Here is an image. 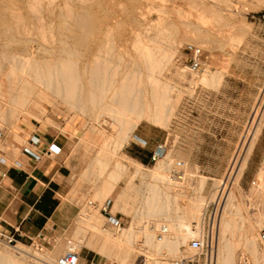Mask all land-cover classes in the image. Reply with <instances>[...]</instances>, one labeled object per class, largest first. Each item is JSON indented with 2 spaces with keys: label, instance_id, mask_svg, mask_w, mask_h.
<instances>
[{
  "label": "rangeland",
  "instance_id": "obj_1",
  "mask_svg": "<svg viewBox=\"0 0 264 264\" xmlns=\"http://www.w3.org/2000/svg\"><path fill=\"white\" fill-rule=\"evenodd\" d=\"M11 1L19 5L21 13L18 14V16L20 15L18 17L14 12L16 10L8 9L7 12L0 11V18H8L11 22L9 24L13 25H10L9 29L0 27V53L5 51L8 54H12L22 50L21 47L4 48L3 45L10 43L12 39L14 42L33 41V47L30 46L29 48H38L39 43L47 48H53V46L58 48L59 45L52 42H56V38L58 37V33L53 30L58 26L56 17L60 13V8H54L56 6L61 7V11H65L64 13H69L80 19L84 18L83 21L87 20V23L85 22L87 28L84 31V36L88 43L96 47L91 55L86 56L81 50L75 51L78 61L75 56L70 58L72 61L68 59V61L75 64L72 65L73 69L74 67L75 69L78 68L81 81L79 78L74 79L75 83L77 84L78 82L80 87H78V90L80 89L77 94L78 96L77 98L75 96V98L85 101L84 104L81 103L83 106L79 105V107H86L85 112L81 113V111H78V108L77 111L72 108L69 109L70 106L67 103L61 102L58 98H53L52 105L43 102L42 106L37 109L38 111L40 110L38 114L41 119L22 116L14 123L12 120L4 121L3 118H0L1 133L5 131L13 133L20 125L42 127L43 129L52 131L59 137H65L64 139H67L69 150L73 153L82 154L80 159L82 165L80 178L82 190L79 199L82 207L72 227L49 244L42 245L35 242L34 244L28 243L23 245L29 247L31 250H37L44 255L46 254L45 256L47 257H53L52 259H55V262L68 251L80 253L83 259L84 253L90 249L96 255V264H117L114 259L105 258L97 252L100 241L94 233H90L87 236L85 239L86 245L82 246L84 239L83 236H79V239L77 237L76 221L81 218L80 214L82 210L87 208L91 212H97L103 217L104 229L118 230V227L116 228L110 222L111 218H115L123 229L128 228L131 223L129 217L125 216L121 211L112 214V207L116 198L127 189L130 180H133L134 188L138 190L137 192H140L137 195L133 193L132 197H138L139 201L143 199L141 193L146 190L145 186L149 184L162 186L148 175H150L149 170L155 167L158 161L167 159L166 163H170V161L172 163L171 168L168 169L170 173L169 171L166 172L167 176L178 175L183 179L180 180L178 185L172 186L173 193L186 195L185 198L178 197L177 202H183L187 205L190 203H187L190 201L189 198L192 197L193 201L197 197H202V204L205 202L202 207H206V210L204 207L202 208V211L205 210V222L202 229L203 232H197L192 237L190 233H184L190 238L181 247L183 254L181 258L163 257V260L162 256H159L156 259L162 263H172L183 259L182 257H187L191 259L190 264H209L211 256H214L216 250V226H213L212 219L218 214L216 213L218 205L213 199L215 196H218V191H220L222 184L226 180L234 157L238 152H242L243 139L249 130L255 110L262 101L261 96L264 94V0H82L83 2L81 0H54V3H52L53 0H49L51 3L45 0L43 4V0H31L32 2L36 1L37 3L34 2L36 5L29 0ZM63 1L66 2L64 3ZM40 4L45 10H42V7L39 6ZM53 4L55 5L51 6ZM86 4L89 5L87 6ZM29 5H35V8L31 6L33 11L30 10L31 7ZM67 5H69V8ZM46 6H49L51 12L54 11L53 16L47 13ZM204 7H209V12L204 10ZM63 8L65 9L63 10ZM37 11L40 14L42 12L44 18L53 19L52 26L46 20L44 22L46 28L44 27V29L43 21H38L41 18L38 16H42V14L40 15ZM132 12H138L136 22L131 18ZM78 14H80L79 17ZM34 15H37L39 19L37 20ZM95 15L96 17H94ZM197 16L200 19L198 21ZM20 17L23 20H19L21 24L18 27L16 25L18 21L15 19H19ZM23 21L25 25L22 24ZM51 27H53L52 36L55 37H53L55 40H51L53 39L50 35L52 33L50 31ZM197 27L201 28L210 38V41L206 44H198L196 40L198 38L196 34ZM39 30H42L41 32L46 34L41 35L42 33ZM44 30H47V32ZM104 34H106L105 38H103ZM108 35L111 39H107ZM44 38H47V40ZM63 38L64 40L66 39V37ZM172 38H176L179 44H177V51L170 67L162 74L158 72H154L153 74L148 71V63L143 54L150 52L152 48H156L157 51L167 48ZM103 39H105V42H103ZM45 41L48 42L46 43L47 46ZM107 41L109 43V47L107 48H111L109 50L112 54L109 53L107 48L108 52L107 50L98 51L100 47L103 50L105 46H108ZM110 41H114L113 44ZM102 43H106L103 45L104 47ZM188 44L201 45L204 51L205 67L199 73H191L187 69L183 50ZM114 47L115 49H113ZM46 58L48 61L57 60L55 55ZM93 60L109 65L108 76L111 75V78L115 76L112 83H115L116 80L115 87L118 91L119 86L122 84L121 82H129V84L135 82L134 85L139 87L144 93L150 92L152 90L151 79H154L153 85H157L161 81L170 83L174 88L171 94V101L174 102L175 107L169 122L166 125H155L153 122L146 120L140 123V125H143V128H149L154 134L159 131L158 129H162L166 135L165 142L162 143L163 153L160 154V157H156L155 160L144 164L142 172L143 174L146 173L145 175H147L148 179L138 176L133 178L136 167L124 155V153H128L132 156H138V153L141 151L135 144H132V141L138 140L135 138L138 127L133 130L123 147L120 150L118 149L117 153L113 155L111 154L115 149L113 146L116 145V141L121 139V125L118 121V118H121V116L111 118L104 115L101 122L94 118L99 111L93 110L92 104L95 106L97 103H91L90 89L88 88L91 76L85 71V64L88 65ZM0 65L2 68L8 67V62H3L0 59ZM208 71L213 76L210 82L208 84L204 83V85L201 82L202 76ZM1 76L0 74V82L3 79ZM226 77L230 79L225 80ZM138 82L140 85L137 84ZM81 89H83L82 95L80 94ZM144 97V94H140L141 99H144ZM31 106L35 107L34 105ZM99 131L102 133L100 134ZM96 134H100L101 136L97 135L100 138L104 137L99 140ZM261 135L264 136V122L259 137ZM14 137L17 139V135L14 134ZM105 142H109L111 147L107 144V147H109L107 149L110 152H108L109 150H105V153L100 154V148L103 147ZM127 145L131 146L126 148ZM21 148L17 147L16 154L21 152ZM252 154L253 151L237 184V188L241 190H239L240 193H238L235 187L231 186V189L235 192L238 204L241 207L243 206V216L245 215V218H249L250 226L254 229L249 239L243 238L239 241V243H242L240 247L235 249L234 264H264V204L262 205V201L260 202L259 199L254 198L256 197L255 189L259 183L257 181L259 180L258 170L264 161V144L259 146L254 157ZM250 159L252 160L249 165ZM99 161L105 162L106 166L102 167ZM116 162L124 166L125 171L120 170L121 177L119 179H112L113 173L119 171L116 169ZM203 179L205 180V184L204 187H201ZM105 189L110 191V194L101 202L99 201V195ZM171 202L175 204L174 199ZM128 203H132V201L129 200ZM137 207H139L138 204ZM140 207L142 206L140 205ZM176 217L177 215L171 214L163 216L162 219H175ZM237 224L240 225L239 222ZM247 233V231H243L242 235H247ZM210 234L212 238L210 236L207 239V236ZM192 239L204 241L202 252H193L191 250ZM76 245L77 247H75ZM4 246H8L7 242L0 235V249L1 247L5 248ZM12 247L14 245L10 246V248ZM138 247V249L144 250V252H149L141 244ZM56 250H59V252L57 255H54L53 253ZM81 264H83V261H81Z\"/></svg>",
  "mask_w": 264,
  "mask_h": 264
},
{
  "label": "bare ground",
  "instance_id": "obj_2",
  "mask_svg": "<svg viewBox=\"0 0 264 264\" xmlns=\"http://www.w3.org/2000/svg\"><path fill=\"white\" fill-rule=\"evenodd\" d=\"M43 1L44 2H42V4L45 3V0ZM34 2L32 3L35 4ZM54 2L55 1L53 0L52 3ZM63 2L65 3L66 1H63ZM32 5H29V7H31ZM54 5L55 4L51 6H54ZM39 6H41V4ZM67 6L69 8V5ZM32 7L31 9L30 8L29 9L33 11ZM41 7H42V10H45L43 9V6ZM54 8L55 9L60 8V13H58L56 17L57 18L56 23L58 26L55 27L54 29L53 27H51L50 31L52 33L50 35H51V38L54 37L52 36L53 30H55L58 33L56 42L52 41L53 44L56 43L59 45V47L56 45L58 48L54 46L53 48L52 47L47 48L45 46H42V44L40 45V43H39L38 48H29L30 46L33 47V44H32L33 41L25 40L23 42H17V41L14 42L13 39L10 41V43L3 45L4 48H7V49L11 47H21L22 48L21 51L19 52L17 51L16 53H12V54H8L5 51L0 53V59L3 62L4 61L8 62V67L2 68V66L0 65V74L2 75L1 77L3 78L2 81L0 82V105H1L0 106V118H3L4 121L12 120L15 123L22 116L28 117V118H34V119H41L39 117L40 115L38 114L40 110L38 111L37 109L42 106L43 102H46L52 105L53 98H58L61 102L67 103L70 106L69 109L72 108V109H75V111H77V108H78V111H81V113L86 111V107H79V105L81 103L84 104L85 101L76 99L78 96L77 94L79 93L80 89L78 90L79 84L78 82L76 84L74 79L79 78L81 81V78L77 70L78 68L75 69L74 67L73 69L72 65H75V64L71 63L72 60L70 58L76 55L75 51L77 50L83 51L85 53V56L89 54L91 55L96 47L95 45L88 43V41L86 40L84 36V31L87 28L85 24V22L87 23L86 19H85L86 21H83L84 18L83 19L81 18L82 19L81 20L80 18H77L74 15H71L69 13H64L65 11L64 12L61 11L62 10L61 7L56 6ZM8 9L16 10L14 12L17 15L14 12H12L16 16H18V14L21 13V8L19 7L18 4H14L11 0H1L0 1V11L7 12ZM49 9L50 8L48 6L46 9L47 13L53 16L52 14L54 13V11L51 12V9L50 10ZM64 9L65 8H63V10ZM203 9L209 12V7H204ZM104 11H107V10H104ZM67 12L69 11L67 10ZM38 13L40 14V12ZM33 14H37V13H33ZM137 14L138 12H132L131 18L135 22L137 21ZM43 15L44 14H42V16H38L39 18L41 17L40 19L37 18V15L36 16L34 15V16L37 18V20L39 19L38 20L39 22L40 20L43 21V25H44L43 28L45 27L44 22H46V20L48 21V23L50 22L52 26V23L54 22V20L46 19L44 18ZM79 15L80 14H78V17ZM21 17L19 19H15L19 22V23L17 22L16 24L18 25V27L20 26L19 24H21V21L19 20L20 19L23 20V18ZM94 17H96V15ZM198 18L199 16H197V21L200 20ZM24 21L22 22L23 25H25ZM9 23L11 22L8 18L7 19L0 18V27H3L6 29L11 25ZM108 27H111V26H108ZM108 29H111V28H108ZM41 31L42 30H39V32ZM44 31L47 32V30H44ZM50 31H48V33H50ZM65 32H68V33H65ZM43 34H46V33H42L41 35ZM196 34L198 37L196 39L198 41V44H206L207 42L210 41V38L199 27H197ZM105 35L106 34H104L103 38H105ZM63 37H66L67 41L66 39L64 40ZM54 38L51 40H55ZM44 39L47 40V38H44ZM91 39H93V37H91ZM107 39H111L109 38V35L107 36ZM104 40L105 39H103V42H105ZM111 42L113 44L114 41H110V43ZM46 43L48 42L45 41V44ZM105 44L102 43V46ZM177 44H179L177 39L172 38L167 48L160 49V51L159 50L157 51L156 48H152L153 47L152 46L151 47L152 49L150 50V52L148 53L146 52L145 54H143L145 57V60H147V63H148V67H147L148 71L152 72L153 74L154 72H158L161 74L164 73L167 70V68H169L170 65L172 64L174 55L176 54V51H177L176 48L178 47ZM107 45L108 46H105V49L103 48L102 50L101 49L102 47H100L98 51H105L107 49L111 50V48H107L109 47L108 41H107ZM198 47L202 49L201 45H198ZM113 49H115V47ZM110 50H109V53L112 54ZM155 51H157L158 53L157 52L155 53ZM107 52L106 54H108ZM52 55H55L57 57L56 61H53V60L48 61V59L46 58ZM68 59H70L71 61H68ZM76 59L78 61V57ZM90 62L91 63H88V65L85 64L86 65L85 71L91 76L90 83L88 86V88L90 89L91 103L92 102L97 103L95 105L96 107L92 104L94 108L93 110L99 111L95 115L94 118L97 121L101 122L103 121L102 116L104 115H107L111 118H118L119 116H121V118H118V121L121 125V131H120L121 139L116 141V145L114 143L115 146L113 147L115 149L113 148L114 151H112L111 154L113 155L116 154L117 153L116 151H118V149L120 150L123 147V145L127 142V139L130 137V134L133 132V130H135L140 125V123L143 122L144 120L151 121L155 125H166V123L169 122V120L171 119L173 115L174 107H175L174 102L171 101L172 100L171 94L174 88L172 87L170 83H164L160 81L157 85H153L154 79H151L150 83H152L151 84L152 90L150 92L144 93V91H142L139 87L134 85L135 82L133 84L132 82L130 84L129 82H124V83L121 82L122 84L120 83L121 85L119 86V91H118L116 90V87H115L116 80H115V83H112V81H114L115 76L112 78H111V75L108 76L109 65L103 62H100V61H96V60L95 61L93 60ZM212 76L213 74H210L209 71L204 73V75L202 76L203 78L201 82L203 84L204 83L208 84L210 80L212 79ZM137 84H139V82ZM82 90L83 89H81L80 91L81 95L83 94ZM140 94H144L145 96L144 99L140 98ZM261 97H262V101L261 103H259L258 107L256 108L255 115L253 114L254 117L252 118L250 122L249 130L247 134H245L246 136L243 139L242 152H238L236 156L234 157L232 164H231L230 171L226 177V180L222 184L220 191H218L219 192L218 196L217 197L213 196L214 197L213 200L216 201L218 205L217 206L218 210H216V213L218 214L215 215L214 219H212L213 224H214L213 226H216V231H215L216 233L215 234L216 235L215 249L216 250H215L214 256H211L212 258L209 261L210 262L209 264H234L235 249L240 247L242 243V242L239 243V241L243 238L249 239L251 237V234L254 232L253 227L250 226V223L248 220L249 218L247 219L244 217L245 215L243 216V210H244L242 208L243 206L241 207L238 204L235 192L231 189V186L235 187L238 193H240L239 192L240 189L237 188V184L239 180L241 179L243 171L245 170L247 166L248 158L251 155L255 147L256 141L259 138L261 128L264 122V94ZM31 105H34L35 107L33 108ZM101 133L102 132H100V134ZM100 134H96V136L97 135L101 136ZM98 138L99 140L102 139L100 137ZM13 139H16V138L13 136ZM106 142L103 145V147L101 146L102 148H100V151H99L100 154L105 153V150L107 151L109 150L107 148L111 147L109 145L110 141L108 143ZM107 144L109 145V147H107L108 146ZM6 145H9V143ZM6 148L7 147H5V149ZM159 151L160 153H157L156 155L157 158L160 157L161 153H163V147H159ZM108 152H110V150ZM16 153L17 152H15V154ZM166 160L167 159L158 161L156 166L149 170L150 175H148L152 177V180L159 182L162 186L158 184H149L145 186L146 190L143 191V193H141L143 199L142 201H139L137 196H136L137 198L132 197L133 193L137 195V193H140V192H137L138 190H136L133 186V182H132L133 180L132 181L130 180L128 182L127 189L124 190V192L118 198H116L114 206L112 207V214H116L117 211H121L125 216L129 217L131 219V223L128 228L123 229L121 227V228H118L117 231L110 230V229H104L103 228L104 220L101 215H99L97 212L93 213L87 208L82 210L81 218H79L76 224V232H77L78 239H79V236H83V239H84L82 241V246L86 245L85 239L87 238V236L90 233H94L100 241L97 252L105 258L114 259L117 264H172V263H162L161 261H158L156 257L162 256V259L163 257H166V258L170 257V258H177V259L181 258V256L183 255L181 252V247L185 245L187 243L188 238H190L188 235L184 233L188 232L190 233V236L192 237L197 232L202 231L204 227V222H205L206 207L203 206L205 210L202 211V208H203L202 205L205 203L204 202L202 204L203 202L202 197H197L193 201H192V197L189 198L190 201H188L187 203L189 202L190 203L189 204L186 203L187 205H185V203L183 202L182 203L177 202L178 197L185 198L186 195L173 193L172 186L178 185L180 180H183V179L181 176H178V175L172 176V177L167 176L166 172L169 171L168 169L171 168L172 163L171 161L170 163H166L165 162ZM130 162L134 164L136 167L133 178L138 176L143 179H146L147 178V175H145L146 173L143 174L142 172V169L144 168V166H142L141 164L135 161L132 162V160ZM99 163H101L102 167L106 166L105 162L103 161H99ZM116 169L119 171L113 173L112 179H119L121 177L120 170L125 171L124 166H122L118 162H116ZM258 178L259 180L257 181H259V183L255 189L256 192L254 191L256 195V197L254 198L259 199L260 202L262 201L263 202L262 205H263L264 204V161H263L262 166L258 170ZM201 184H202L201 187H204V184H205L204 179L201 181ZM254 188H255V185H254ZM109 194H110V191H108L107 189L102 191L99 195V201L102 202L103 200H105L106 197L109 196ZM173 199L175 201V204L171 202ZM129 200L132 201V203H128ZM259 200L257 201L259 202ZM252 202L254 201L252 200ZM255 203L258 204L257 202ZM137 204L139 205V207L140 205L142 207L140 208L137 207ZM201 211L204 213L202 214ZM171 214H175L177 215V217L175 219H171V218L162 219L163 216H169ZM238 222L240 223V225L237 224ZM258 225L260 226V224ZM163 231H166V234L164 235L163 239L160 241L158 240L157 234L163 233ZM243 231L244 232L247 231L248 232L247 235L244 234L243 236L242 235ZM211 238H212V235H211ZM214 238L215 237L213 236V239ZM139 244H141V246L144 247L145 249L149 250V252H146V251L144 252V250L138 249ZM8 246H4L5 248L1 247V249L3 248V250L0 249V264H58V261L60 259L59 258L57 262H55L54 261L55 259L54 260L52 259L53 257L51 258L47 257L45 256L46 254L44 255L43 253L37 250H31L29 247H26L25 245H22V244H18L12 248ZM75 247H77V245ZM182 258L188 259L187 257H182Z\"/></svg>",
  "mask_w": 264,
  "mask_h": 264
},
{
  "label": "crops",
  "instance_id": "obj_3",
  "mask_svg": "<svg viewBox=\"0 0 264 264\" xmlns=\"http://www.w3.org/2000/svg\"><path fill=\"white\" fill-rule=\"evenodd\" d=\"M158 130L154 134L149 128L139 125L135 135L138 140L133 139L135 142L132 141V144L141 151L138 156L124 155L142 166L151 162L160 153L159 147H163L166 139L164 130ZM14 134L17 139H13ZM1 135L0 233L14 237L22 245L35 242L49 244L68 231L80 213L82 154L71 152L65 137H59L42 127L20 125L12 134L5 131ZM33 139H39L37 146L32 145ZM263 139L261 135L254 147L253 157L259 146L264 144ZM52 143L61 149L58 156H44L37 161L25 153L27 149L36 154L43 153ZM17 147H22L19 154H15ZM88 250L83 259L80 255V260L83 264H96V255L93 250ZM58 252L56 250L53 254L57 255Z\"/></svg>",
  "mask_w": 264,
  "mask_h": 264
},
{
  "label": "built area",
  "instance_id": "obj_4",
  "mask_svg": "<svg viewBox=\"0 0 264 264\" xmlns=\"http://www.w3.org/2000/svg\"><path fill=\"white\" fill-rule=\"evenodd\" d=\"M183 54H184V61L187 64V69L191 73H199L204 69L205 67L204 51L200 47L194 44H188L185 46L183 50ZM1 136L2 135L0 133V139H1ZM39 142H40L39 139H33L31 141L33 146H37ZM25 153L26 155L38 161L44 156H58L61 153V149L52 143L48 147V149L43 153L36 154L30 151L29 149H27ZM153 160H155V158ZM110 222L114 226L121 228V224L115 218H111ZM165 234H166V231H163V233H160L158 236V240L161 241ZM211 234L207 236V239L210 238ZM0 235L2 238L6 240L7 245L9 246L17 245V241L14 237L12 236L6 237L2 233H0ZM190 247L193 252H202L204 249V241L199 240V239H192ZM210 249H211V244H210ZM80 261H81L80 253H76L74 251H68L59 259L58 264H80ZM190 262H191V259L183 258V259L172 262V264H190ZM90 264H95V263L91 262Z\"/></svg>",
  "mask_w": 264,
  "mask_h": 264
}]
</instances>
